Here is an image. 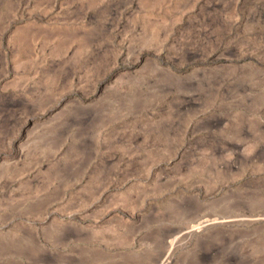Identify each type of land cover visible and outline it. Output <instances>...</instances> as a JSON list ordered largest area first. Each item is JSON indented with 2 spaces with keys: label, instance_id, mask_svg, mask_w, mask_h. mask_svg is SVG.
<instances>
[{
  "label": "rangeland",
  "instance_id": "374dc122",
  "mask_svg": "<svg viewBox=\"0 0 264 264\" xmlns=\"http://www.w3.org/2000/svg\"><path fill=\"white\" fill-rule=\"evenodd\" d=\"M0 264H264V0H0Z\"/></svg>",
  "mask_w": 264,
  "mask_h": 264
}]
</instances>
